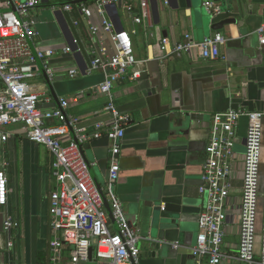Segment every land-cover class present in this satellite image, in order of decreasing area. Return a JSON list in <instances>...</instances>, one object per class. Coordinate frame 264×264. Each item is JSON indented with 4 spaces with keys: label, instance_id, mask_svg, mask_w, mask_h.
<instances>
[{
    "label": "crops",
    "instance_id": "1",
    "mask_svg": "<svg viewBox=\"0 0 264 264\" xmlns=\"http://www.w3.org/2000/svg\"><path fill=\"white\" fill-rule=\"evenodd\" d=\"M74 1L85 0H45L30 9L28 15L35 22L36 32L30 40L31 48L55 52L47 59L54 73L50 81L59 99L68 101L66 117L78 119L72 126L77 134L79 130L93 131L95 122L108 116L104 109L106 98L96 89L103 76L97 71L88 74L86 68L91 58L89 25L100 27L103 18L109 16L99 15L87 1L92 7L89 18L56 9L67 2L79 3ZM204 1L213 2L221 10L213 15L215 21L229 17L237 20L212 29L202 19L207 14ZM148 4L149 18L140 25H133L129 15L118 7L122 27L135 30L131 38L138 61L135 70L140 77L123 78L113 86L117 108L130 121L120 148V171L114 192L130 225L139 229L138 264H208L207 257L197 263L191 247L195 243L197 217L205 205L198 187L209 126L214 113L229 108L264 112V45L259 46L256 34L264 23V0H169L167 6L160 0H148ZM75 18L80 20L77 26L73 24ZM186 33L196 42L214 33L222 34L225 41L219 50L226 58L203 59L197 48L179 55L160 50V37L174 43L183 40ZM93 39L98 47L105 46L108 53H113L108 33L99 30ZM74 41L78 51L66 55L60 52ZM70 69L78 70L74 78L68 76ZM28 84L30 90L41 94L40 108H55L45 107L53 102V96L39 70ZM42 93L49 95L50 103H43ZM187 115L192 121L186 134L190 152L185 155L167 149V135L174 123L183 122ZM246 128L247 119L241 117L234 143L232 188L225 202L221 250L226 257L221 264H244L236 255ZM7 129L10 135L3 157L10 192L6 209L17 226L10 234L0 230V264H50L48 195L55 188L50 174L53 156L43 145L25 136L22 124ZM69 136L72 138L70 132ZM261 143L260 187L264 179V117ZM80 144L97 181L104 187L109 166L108 140L102 137ZM9 240L13 247L7 246ZM258 247L257 236L256 250ZM67 254L64 249L60 263L66 261Z\"/></svg>",
    "mask_w": 264,
    "mask_h": 264
},
{
    "label": "built area",
    "instance_id": "2",
    "mask_svg": "<svg viewBox=\"0 0 264 264\" xmlns=\"http://www.w3.org/2000/svg\"><path fill=\"white\" fill-rule=\"evenodd\" d=\"M91 3L102 17L106 6L121 7L133 25H140L148 17V0H85L73 5L67 2L57 7L59 11L77 12L82 18L92 14ZM164 6L169 0H160ZM45 0H0V230L10 234L17 222L7 211L9 181L5 171L3 147L9 138L7 127L16 124L24 126L25 136L36 144L43 145L53 156L50 174L55 188L48 195V213L51 236L48 240L50 264H138L140 239L139 229L130 225L121 201L114 192L119 178V154L129 118L122 114L115 103L114 84L120 79L135 80L140 72L135 70L138 62L134 53L131 35L134 29L117 30L109 18H103L101 26L89 25L91 58L86 72H100L102 81L97 91L106 98L105 120H98L91 132L79 130L75 135L78 143L105 137L109 142L108 177L101 187L111 209L116 227L109 219L101 196L93 183L76 141L69 136V126L77 123L76 117H65L68 101L60 99V108H40L41 94L30 90L28 80L38 71L40 61L50 80L53 70L47 59L55 52L33 50L30 40L35 36V22L28 15L29 10L42 5ZM208 13L219 12L211 1H204ZM55 8V6H51ZM80 20L75 18L74 25ZM99 30L109 34L113 53L105 46H97L93 37ZM259 45H264V23L257 29ZM151 35V34H150ZM225 38L220 33L204 37L196 42L190 33L183 40L170 43L160 37L158 46L164 54L179 55L197 48L203 59L224 60L219 46ZM78 51L76 41L64 45V55ZM77 69L68 70L74 78ZM43 95V103H50L49 95ZM241 117H246L247 128L244 137L242 158V184L239 207V241L237 259L244 264H264V179L260 189L261 165V123L264 112L229 108L212 115L209 135L205 147V160L200 175L198 193L205 198L204 208L197 217L195 243L191 247L193 258L199 263L207 257L208 264H221L226 255L222 252L224 239L223 224L226 219L225 202L231 191L230 177L236 141V128ZM56 120V124L46 121ZM261 199V214L257 225L258 199ZM259 247L256 250V237ZM8 247H13L11 240ZM176 247V244H173ZM67 250L66 261L60 263L63 250Z\"/></svg>",
    "mask_w": 264,
    "mask_h": 264
},
{
    "label": "water",
    "instance_id": "3",
    "mask_svg": "<svg viewBox=\"0 0 264 264\" xmlns=\"http://www.w3.org/2000/svg\"><path fill=\"white\" fill-rule=\"evenodd\" d=\"M77 2H79V1H74V3H77ZM106 12H107V15L109 16V18L111 19V21L113 22L115 28L119 31L122 30L123 27L121 25V22H120V19L118 16V7L115 4L108 5V6H106ZM206 13L207 14L205 15V17H204V15H202V19L212 29L221 28L223 25L234 23L237 20V17H229V18H224V19L219 20V21H215L214 20L215 18L213 15H216L218 13H216V14L215 13H208L207 11H206ZM262 46L263 45H261V47ZM37 67H38V70L42 73L44 81L46 83V86L48 87L50 93L53 96V102L50 103L49 105H46L45 107H47V106L48 107H57V108L61 109L60 99L57 96V94L55 93V91L53 90L52 83H51L50 79L48 78L46 71H45V69H44V67L40 61L37 62ZM61 110L63 111V114L66 117L65 111L63 109H61ZM190 121H192V118L187 115L183 122H177L176 124L174 123V125L172 126V129H170L171 131L169 130V133L167 135V149L168 150H174L176 152L185 153V155L188 154V152H190L189 151L190 145H189V142L186 140V134H187V131L189 130ZM69 131L71 133L72 138L75 140V135L73 133L71 126H69ZM76 143H77V147L79 149V152H80L85 164L87 165L90 177H91L93 183L95 184V187L97 188V190L100 193L101 200H102L103 205L105 207L106 213H107L109 219L111 220V222L113 223V225L116 227L115 222H114L112 215H111V209H110L109 203L107 201V198L104 195L103 191L101 190V185L97 181V179H96V177H95V175H94V173H93V171L89 165L88 159L83 152L82 145L80 143H78L77 141H76Z\"/></svg>",
    "mask_w": 264,
    "mask_h": 264
},
{
    "label": "rangeland",
    "instance_id": "4",
    "mask_svg": "<svg viewBox=\"0 0 264 264\" xmlns=\"http://www.w3.org/2000/svg\"><path fill=\"white\" fill-rule=\"evenodd\" d=\"M261 188V187H260ZM260 214H261V199H258V207H257V225L259 226L260 222ZM92 264V263H90Z\"/></svg>",
    "mask_w": 264,
    "mask_h": 264
}]
</instances>
